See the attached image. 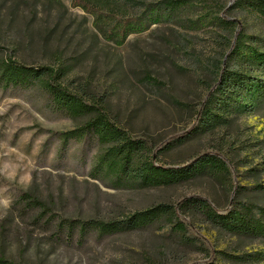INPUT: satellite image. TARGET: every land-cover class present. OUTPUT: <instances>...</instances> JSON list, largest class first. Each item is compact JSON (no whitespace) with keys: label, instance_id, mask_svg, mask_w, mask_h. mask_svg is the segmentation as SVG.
I'll use <instances>...</instances> for the list:
<instances>
[{"label":"rangeland","instance_id":"374dc122","mask_svg":"<svg viewBox=\"0 0 264 264\" xmlns=\"http://www.w3.org/2000/svg\"><path fill=\"white\" fill-rule=\"evenodd\" d=\"M189 1L193 8L182 12L178 24H150L118 44L71 0H0V60L65 67V87L102 101L109 118L143 140L161 164L181 167L199 155L215 154L227 168L222 177L199 174L153 187L133 180L115 187L90 175L102 152L96 137L66 143L60 137L89 115L71 118L53 110L38 82L0 86V254L7 260L264 264L263 239L230 234L181 208L189 197L204 198L222 213L238 204L264 208V101L257 98L264 71L251 72L228 113L215 101L222 68L232 65L235 37L243 33L264 40V18L250 5L256 0ZM144 8L134 10L141 14ZM211 17L221 23H207ZM206 107L223 121H207ZM23 193L45 202L49 212L23 210ZM159 204L170 205L173 217L139 230L101 235L59 228L60 218L119 221ZM176 220L186 227L183 234L171 227Z\"/></svg>","mask_w":264,"mask_h":264},{"label":"trees","instance_id":"16d2710c","mask_svg":"<svg viewBox=\"0 0 264 264\" xmlns=\"http://www.w3.org/2000/svg\"><path fill=\"white\" fill-rule=\"evenodd\" d=\"M71 3L91 14L94 23L104 29L109 39L118 44L123 43L132 32L148 29L150 24L163 22L178 24L182 12H188L193 8L189 0H163L147 4L142 0H71ZM137 5L145 7L141 14L134 10ZM250 5L264 18V0L252 1ZM213 21L220 22L217 18L211 17L207 23ZM189 22L196 24V21ZM229 60L232 61V65L227 63L222 68L218 79L220 90L215 99L218 110L222 113H228L230 104L243 95L247 87L246 81L251 79V72L264 71V40L252 35L238 34L232 44ZM66 75L65 67L53 69L49 66L23 65L11 59L0 60V86L12 85L25 88L38 82L46 90L49 106L53 110L71 118L89 115L83 124L71 131L60 133V137L65 143L71 138L96 137L102 152L95 158L90 171L93 178L103 182L107 180L115 187L126 186L133 180L138 181L141 187H153L183 182L199 174L222 177L227 172L225 163L215 154L199 155L194 161L181 167L159 163L157 155L147 148L143 140L134 138L109 118L102 101L86 99L68 90L63 84ZM257 96L264 101V82L259 85ZM203 114L207 121L216 120L218 123L223 121L221 115L212 112L209 107L203 110ZM20 201L25 204L23 210L37 209L41 216L49 212L46 203L30 193H23ZM181 208L196 212L198 216H202L230 234L264 240V208L250 203L238 204L230 211L222 213L212 208L206 199L196 197L186 198ZM174 213L170 205L159 204L138 210L119 221L60 218L59 228L65 227L69 231L78 228L80 233L94 229L98 234L108 235L123 230H139L164 218L170 219ZM171 227L181 234L186 230V227L177 220L173 221ZM0 264L20 263L7 260L0 254ZM196 264L216 263L208 261Z\"/></svg>","mask_w":264,"mask_h":264}]
</instances>
